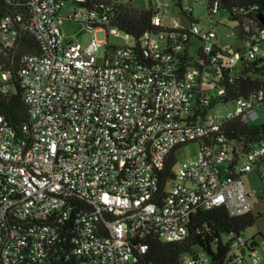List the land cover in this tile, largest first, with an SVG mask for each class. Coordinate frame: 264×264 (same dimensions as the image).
<instances>
[{"label": "built area", "instance_id": "obj_1", "mask_svg": "<svg viewBox=\"0 0 264 264\" xmlns=\"http://www.w3.org/2000/svg\"><path fill=\"white\" fill-rule=\"evenodd\" d=\"M14 1L19 9L0 18V44L14 47L21 23L39 50L23 55L18 71L30 115L26 134L19 137L0 114V264H55L61 241L72 244L69 253L83 264H134L147 236L184 239L197 208L252 209L244 176L260 165L264 177V141L236 159L238 145L222 126L258 117L264 90L237 99L233 110L196 114L224 92L205 87L204 73L220 63L234 71L243 56H264V27L241 23L243 51L230 49L224 60L214 26H201L193 6L180 0L187 23L165 21L159 0L152 21L164 30L145 31L139 44L111 25L106 0ZM194 1L211 18L221 8L220 0ZM65 20L83 24L89 41L65 39ZM232 36L236 26L225 35ZM185 49L198 67L180 70ZM11 74L0 63L1 91L9 90ZM195 141L199 156L176 164L162 190L171 151ZM259 245L264 249V240ZM259 245L236 236L232 263L261 264ZM207 260L200 252L186 255L184 264Z\"/></svg>", "mask_w": 264, "mask_h": 264}, {"label": "trees", "instance_id": "obj_2", "mask_svg": "<svg viewBox=\"0 0 264 264\" xmlns=\"http://www.w3.org/2000/svg\"><path fill=\"white\" fill-rule=\"evenodd\" d=\"M106 1L112 4L111 25L128 33L136 44H139V39L145 31L164 30L163 26L155 25L152 21L153 7L140 9L131 2ZM220 4V10L228 11L229 17L237 21V39L245 38L240 26L245 20H251L258 26L264 27V0H220ZM17 9L19 7L14 0H0V18L5 14L15 13ZM16 26L15 46L5 48L0 44L2 70H9L12 73L8 81L9 90L7 92L0 90V114L4 116L5 123L12 127L19 137H22L26 134L24 126L30 122V115L28 105L23 98V87L18 71L23 55L37 52L39 45L21 23H17ZM193 44L194 47H198L200 40L194 38ZM230 49L231 47L225 46L218 50L224 60ZM238 49L243 51L241 48ZM178 57L177 65L180 66V70L198 67L195 65L194 56L188 49H185L184 53ZM238 68L237 71H231L220 63L218 68L207 70L204 73L201 81L205 87L217 89L223 87L224 92L213 98L208 106L198 110L196 116H203L207 110L217 105L234 102L241 97L249 98L264 90V56H257L254 59H247L243 56ZM222 131L229 139L236 141L239 151L236 159L264 141V122L253 123L241 116L228 120L222 126ZM178 147L174 148L168 156L161 177L162 190L165 179L173 177V169L178 161L176 155ZM261 178L264 180V177L261 176ZM259 216L261 213H254L252 209L241 214H234L225 205L197 208L188 223V235L184 239L163 241L157 235H149L144 240L147 244L146 251L137 256L138 259L134 264H184L186 255L197 256L200 252H204L208 258L204 264H234L231 257L233 239L254 225ZM249 241L252 246L259 245L256 235L252 236ZM71 245L69 241L60 242L58 260L55 264H83L82 256L69 253Z\"/></svg>", "mask_w": 264, "mask_h": 264}, {"label": "rangeland", "instance_id": "obj_3", "mask_svg": "<svg viewBox=\"0 0 264 264\" xmlns=\"http://www.w3.org/2000/svg\"><path fill=\"white\" fill-rule=\"evenodd\" d=\"M123 2H131L134 6L140 9H157L159 0H118ZM178 0H160L161 8L164 10L162 17L167 22H171L172 18L177 17L181 24L187 23L186 16L181 12L180 6L177 3ZM183 7L188 5L193 6V16L197 19L201 26L213 25L215 30L218 32L219 40L221 46H229L232 50L237 48H242L244 46V41L237 39V37L232 36L226 38L225 35L231 32L237 24V21L229 17L228 11L220 10L214 18L205 15L206 7L199 6L194 0H180ZM61 28L64 33V37L67 40L79 38L83 43H87L92 35L90 32H84L85 26L80 22L68 21L65 20L61 23ZM123 35V33H121ZM97 38L100 41L105 39V33L103 31L97 32ZM132 42L133 39L131 38ZM111 42L113 43H122L120 39L112 38ZM106 47L102 46L98 52V56H103L105 54ZM239 68L236 66L234 71H237ZM255 101V98H251ZM236 107V102H229L227 104L217 105L216 108L212 109V112L216 111H225L227 108L233 110ZM258 117L252 118L250 122L253 123H262L264 122V104H259L256 108ZM199 143L191 142L186 145H182L176 149V155L178 158L176 169L180 165L188 160L194 159L199 156ZM244 181L248 189H250L253 194L250 197L252 210L254 213H261L254 223V225L248 227L244 231V236L248 239L256 235L257 243H261L264 240V180L260 176V165L255 166V168L244 176ZM262 233V234H261ZM225 239L227 237L225 236ZM257 252L261 256V264H264V249L259 245Z\"/></svg>", "mask_w": 264, "mask_h": 264}, {"label": "water", "instance_id": "obj_4", "mask_svg": "<svg viewBox=\"0 0 264 264\" xmlns=\"http://www.w3.org/2000/svg\"><path fill=\"white\" fill-rule=\"evenodd\" d=\"M247 120H248V118H247Z\"/></svg>", "mask_w": 264, "mask_h": 264}]
</instances>
